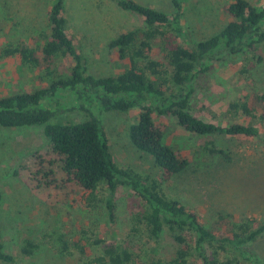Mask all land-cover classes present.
Returning <instances> with one entry per match:
<instances>
[{
  "label": "trees",
  "instance_id": "1",
  "mask_svg": "<svg viewBox=\"0 0 264 264\" xmlns=\"http://www.w3.org/2000/svg\"><path fill=\"white\" fill-rule=\"evenodd\" d=\"M114 1L144 26L108 42L109 58L118 64L112 75L89 73L67 31L65 0H50L45 23L37 30L21 34L19 23L4 35L0 59L18 62L9 73L30 75L35 83L32 92L0 97V127L40 126L47 142L25 156L14 175L54 206L59 221V229L43 233L39 241L22 240L20 254L36 256L45 247L55 257L76 258L77 264H264L254 251L264 238V220L220 214L205 221L168 193L166 183L189 162L163 144L164 124L154 120L155 114L173 117L183 131L204 140L201 150L207 155L221 152L220 137L260 140L264 153V91L240 86L226 102L223 121L197 115L191 107L197 91L216 86L217 63L240 59L232 84L244 82L260 63L264 4L230 0L224 7L230 21L194 41L182 26L184 0H172L171 15L133 0ZM135 108L139 113L129 127V140L152 157L158 176L117 166L109 150L99 113ZM75 110L86 118L54 121L58 112ZM122 188L129 193L127 230L110 242L92 239L102 218L116 226ZM13 263L0 230V264Z\"/></svg>",
  "mask_w": 264,
  "mask_h": 264
},
{
  "label": "rangeland",
  "instance_id": "2",
  "mask_svg": "<svg viewBox=\"0 0 264 264\" xmlns=\"http://www.w3.org/2000/svg\"><path fill=\"white\" fill-rule=\"evenodd\" d=\"M159 10L166 15L174 12L172 0H133ZM230 0H184L182 26L189 37L202 40L222 29L230 18L224 7ZM261 6L264 0H247ZM50 0H0V46L10 26L20 23L23 29L37 30L45 23ZM67 31L74 37L84 56L89 73L95 76L115 74L116 62L108 55L107 44L121 33L144 26L142 19L121 10L114 0H65ZM258 54L260 63L242 83L232 84L231 75L238 60L224 59L214 70V83L207 91H197L191 101L192 111L203 117L223 121L226 102L239 93V87L264 91V43ZM0 59V97L32 92L35 80L30 75L12 77L9 73L16 61ZM12 77V78H11ZM221 90V91H220ZM70 101V99H68ZM139 109L124 112H101L100 119L108 139L109 150L117 166L158 176L159 170L150 155L138 151L130 142L128 130L137 122ZM98 114V113H97ZM86 118L77 110L58 112L54 121L79 122ZM155 122L164 124L163 144L188 160L187 167L166 183L168 193L203 220L211 221L218 215L235 220L257 218L264 220V153L260 140L220 137L216 144L221 152L204 154L203 139L186 133L173 117L154 115ZM42 128L0 127V230L4 250L14 258L13 264H77L74 257H55L45 247L37 255L22 256L19 245L24 239L39 241L43 233L59 229L57 212L53 205L36 196L16 175L15 168L23 158L46 145ZM128 190L118 193L119 220L116 226L102 218L93 230V237L107 242L118 239L128 228ZM80 214V212H77ZM93 248V247H92ZM254 251L264 260V238L255 243ZM91 253V249L88 248Z\"/></svg>",
  "mask_w": 264,
  "mask_h": 264
}]
</instances>
